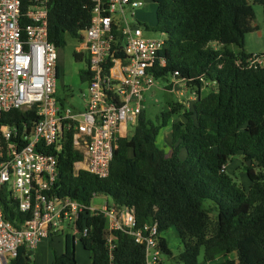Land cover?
<instances>
[{
    "label": "trees",
    "instance_id": "trees-1",
    "mask_svg": "<svg viewBox=\"0 0 264 264\" xmlns=\"http://www.w3.org/2000/svg\"><path fill=\"white\" fill-rule=\"evenodd\" d=\"M152 1L157 17L151 29L167 35L161 51L167 64L152 70L156 78L178 72L197 93L196 101L185 110L178 101L157 120L144 108L133 133L119 138L106 178L75 173L84 155L69 133L58 155L55 191L86 204L94 194L107 196L120 208H133L139 224L158 222L164 253L172 254L163 233L176 227L181 264H209L219 255L225 256L220 264H264V65L249 67L253 53L244 48L246 35L258 30L254 4L263 6L264 17V0ZM23 3L25 10L31 0ZM48 6L49 40L59 50L69 36L80 43L90 26L92 0H49ZM230 44L240 49L231 50ZM75 56L81 59L83 53ZM61 70L58 61L57 78ZM81 78L88 81L89 71ZM205 87L211 90L203 95ZM182 110L183 119L173 122ZM26 114L14 110L4 119L20 121ZM167 127L168 143L161 145L158 139ZM235 160L244 166L248 189L229 172ZM0 199L7 220L19 225L29 216L7 194ZM78 225L89 228L80 241L91 252L90 262H79L74 237L67 234L65 251L55 254L52 264H146L144 246L122 231L115 233L111 259L103 214L84 216ZM233 253L237 259L229 258ZM30 263V253L21 248L13 264Z\"/></svg>",
    "mask_w": 264,
    "mask_h": 264
},
{
    "label": "built area",
    "instance_id": "built-area-1",
    "mask_svg": "<svg viewBox=\"0 0 264 264\" xmlns=\"http://www.w3.org/2000/svg\"><path fill=\"white\" fill-rule=\"evenodd\" d=\"M48 3L31 0L24 10L23 0H0V198L7 194L29 215L16 225L5 218L0 202V264H13L21 248L32 252L65 229L81 240L89 228L80 230L79 220L99 214L107 220L111 259L115 233L122 231L144 246L146 264H162L158 222L139 224L131 207L95 205L96 194L91 204L82 203L58 194L55 185L58 155L69 133L84 155L75 163V173L109 176L118 140L127 136L130 123L137 124L144 93L155 84L152 69L167 64L161 53L167 35L150 36L151 28L127 20L126 7L135 15L144 0H92L90 26L77 50L88 52L85 108L73 109L57 97L60 50L49 40ZM247 62L263 66L264 54H252ZM169 91L183 102L187 80L176 72ZM14 110L28 114L20 121L4 119Z\"/></svg>",
    "mask_w": 264,
    "mask_h": 264
},
{
    "label": "rangeland",
    "instance_id": "rangeland-1",
    "mask_svg": "<svg viewBox=\"0 0 264 264\" xmlns=\"http://www.w3.org/2000/svg\"><path fill=\"white\" fill-rule=\"evenodd\" d=\"M252 1V0H251ZM254 9L256 11V22L259 25V29L262 35L259 34L258 30L248 33L245 38V50L252 52L253 54H264V17H263V6L255 3ZM134 10L129 6L125 9V16L127 20L137 22L142 26L152 28L156 24V3L152 0H144V5L135 9V15H132ZM150 36L159 37L162 36L158 31L148 32ZM229 49L238 51L240 48L235 44L228 45ZM79 49V43L77 40L68 37V45L60 50L59 62L62 66L61 77L57 79V95L63 100L64 105L73 109L83 110L85 108V94H87L88 82L83 81L81 76L88 70V52L84 51L81 59L75 56V52ZM263 52V53H262ZM174 80V75L170 74L166 78H156L155 84L147 91H145V109L147 115L157 120L158 114L163 110H170L173 107H178L177 103L180 100L175 93L169 91L171 82ZM210 87H205L202 91L203 95H206L210 91ZM197 93L188 88L186 96L183 98L182 105L185 108H191L193 103L196 101ZM182 112L175 115L172 118L173 122L183 119ZM136 125V124H135ZM133 124H129L128 128L132 131L135 127ZM128 131L127 136L131 135L132 132ZM170 127L163 129L159 136V144L163 145L165 142L168 143ZM229 167L230 174L234 179L244 188L248 189L250 186V180L245 172L244 166L239 160H235ZM109 201L112 203V198L107 196H98L94 198L95 205H103ZM211 203H206L209 205ZM71 230L65 229L62 232L64 236L62 240H57L54 244L50 239L46 240L43 244L44 248L34 252L31 256V263L34 264V259L38 264H52L55 254L58 252L65 251L66 233ZM168 246L172 254L162 253V264H181L176 261V257L180 254L183 249L182 242L178 230L176 227H171L165 233ZM78 258L82 261L91 260V252L84 249L83 245L78 243ZM32 255V254H31ZM231 259H237V253L230 255ZM225 260L224 255H219L213 262L209 264H220Z\"/></svg>",
    "mask_w": 264,
    "mask_h": 264
},
{
    "label": "crops",
    "instance_id": "crops-1",
    "mask_svg": "<svg viewBox=\"0 0 264 264\" xmlns=\"http://www.w3.org/2000/svg\"><path fill=\"white\" fill-rule=\"evenodd\" d=\"M257 26H258V32H259V34L260 35H262V32L260 31V29H259V25L257 24ZM246 52H248V53H252V52H250V51H247L246 50ZM263 53V52H262ZM180 101V100H179ZM107 202H109V201H107ZM94 203V202H93ZM63 235L62 234H56V235H53V236H51L50 237V240H51V242H53L54 244L57 242V240H62L63 239ZM166 242H167V240H166ZM44 243V242H43ZM43 243H41L34 251H32V252H29L30 253V255L31 256H33L34 255V252H36L37 250H41L42 248H44V244ZM78 243H80V244H82L81 243V241L80 240H77V239H75L74 238V241H73V245H75V248H76V256H77V259L79 260V258H78V255H79V253H78ZM167 245H168V243H167ZM84 247V246H83ZM169 247V246H168ZM85 249V248H84ZM64 251H61V252H58L59 254H61V253H63ZM34 261H35V263L34 264H38V262L34 259ZM52 262H53V260H52ZM79 262H83V263H87V262H90V261H82V260H79ZM41 264V263H40Z\"/></svg>",
    "mask_w": 264,
    "mask_h": 264
},
{
    "label": "water",
    "instance_id": "water-1",
    "mask_svg": "<svg viewBox=\"0 0 264 264\" xmlns=\"http://www.w3.org/2000/svg\"><path fill=\"white\" fill-rule=\"evenodd\" d=\"M248 165H251V160L248 161Z\"/></svg>",
    "mask_w": 264,
    "mask_h": 264
}]
</instances>
